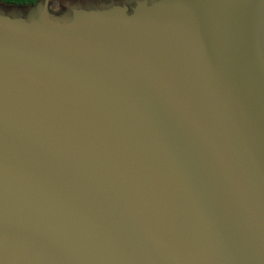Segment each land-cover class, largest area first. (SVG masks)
<instances>
[{
    "label": "water",
    "instance_id": "obj_1",
    "mask_svg": "<svg viewBox=\"0 0 264 264\" xmlns=\"http://www.w3.org/2000/svg\"><path fill=\"white\" fill-rule=\"evenodd\" d=\"M0 2V264H264V0Z\"/></svg>",
    "mask_w": 264,
    "mask_h": 264
},
{
    "label": "trees",
    "instance_id": "obj_2",
    "mask_svg": "<svg viewBox=\"0 0 264 264\" xmlns=\"http://www.w3.org/2000/svg\"><path fill=\"white\" fill-rule=\"evenodd\" d=\"M6 4H18L23 6H28L36 3L38 0H0Z\"/></svg>",
    "mask_w": 264,
    "mask_h": 264
},
{
    "label": "flooded vegetation",
    "instance_id": "obj_3",
    "mask_svg": "<svg viewBox=\"0 0 264 264\" xmlns=\"http://www.w3.org/2000/svg\"><path fill=\"white\" fill-rule=\"evenodd\" d=\"M62 3H63L62 0H52L51 9L55 12H59L62 9ZM9 5H18V4H9Z\"/></svg>",
    "mask_w": 264,
    "mask_h": 264
}]
</instances>
